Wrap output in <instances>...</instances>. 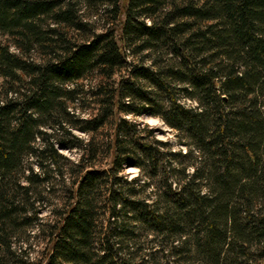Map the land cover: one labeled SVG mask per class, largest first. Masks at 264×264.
I'll return each mask as SVG.
<instances>
[{
  "label": "trees",
  "instance_id": "16d2710c",
  "mask_svg": "<svg viewBox=\"0 0 264 264\" xmlns=\"http://www.w3.org/2000/svg\"><path fill=\"white\" fill-rule=\"evenodd\" d=\"M32 227L43 264H264V0H0V264Z\"/></svg>",
  "mask_w": 264,
  "mask_h": 264
},
{
  "label": "rangeland",
  "instance_id": "374dc122",
  "mask_svg": "<svg viewBox=\"0 0 264 264\" xmlns=\"http://www.w3.org/2000/svg\"><path fill=\"white\" fill-rule=\"evenodd\" d=\"M109 8L108 5H88V4H82L80 6V16L83 20V22H86L89 24V29L93 32H103L107 28L113 27L114 24L111 21V13H106L104 15V12L106 8ZM108 22L110 24H108ZM89 31V34H91ZM82 34H84V31H80ZM187 104H192L190 101L186 100L184 101ZM138 122H141L142 125H149L153 127L156 130V133L158 137L162 140H168L170 141L175 147H178V136L177 132L169 127L161 118L151 115H144V116H138V117H132ZM75 132L83 137H87L85 133L75 130ZM60 151L70 157L73 160H77L79 153L74 150H68L64 149L59 143L57 144ZM181 148H184V146H180ZM125 174H127L130 178H133L138 175V169L136 168H128L126 169ZM55 202H59V198H54ZM41 216L44 220H50V211L46 208L43 209ZM21 239H17L15 242V247L19 248L15 254L14 257L10 258L8 260L7 264H38V263H45V256L47 253V240L45 237V234H37V231L35 228H29V230H25L20 233ZM14 247V248H15Z\"/></svg>",
  "mask_w": 264,
  "mask_h": 264
}]
</instances>
